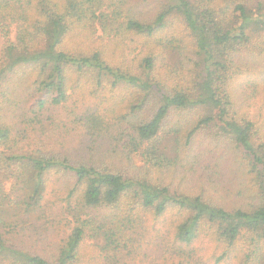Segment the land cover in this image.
Masks as SVG:
<instances>
[{"label":"trees","instance_id":"trees-1","mask_svg":"<svg viewBox=\"0 0 264 264\" xmlns=\"http://www.w3.org/2000/svg\"><path fill=\"white\" fill-rule=\"evenodd\" d=\"M131 1L0 0V264H81L87 240L96 264H144L151 247L162 264H207L216 252L206 239L226 247L212 264H264V133L231 87L250 56L264 55V0H155L144 14ZM175 22L183 37L170 34ZM75 36L90 47L69 44ZM138 41L137 59L109 63L110 48L125 55ZM170 51L184 71L172 85L158 71ZM119 87L133 97L110 117L99 90ZM184 113L195 120L172 123ZM204 130L246 167L252 192L241 207L82 155L136 156L162 172L189 154L209 170L195 151ZM173 210L180 219L164 227Z\"/></svg>","mask_w":264,"mask_h":264},{"label":"rangeland","instance_id":"rangeland-1","mask_svg":"<svg viewBox=\"0 0 264 264\" xmlns=\"http://www.w3.org/2000/svg\"><path fill=\"white\" fill-rule=\"evenodd\" d=\"M154 1L155 0H134L131 1V3L132 5L138 3L140 5V10L136 8L137 11L144 14L154 13L156 10V8H153ZM171 33H175L178 37H183L185 35L183 26L178 22L173 24L170 34ZM190 40L189 38V42ZM76 42L77 46H89V41H86L82 36H75L69 39V44L73 45ZM135 45L139 50L132 54L131 52ZM114 48L115 47L110 48L111 50L107 55L109 63L116 66L118 63H122L126 60L129 62V55H131L130 59H137L136 56L140 54L143 44L139 41L136 42L128 51V54L125 55L121 50ZM158 61V71L159 73H165L167 75L168 85H172L177 81L176 76L174 81L172 80V76L177 73H184V71L181 70L177 55L173 51H170L166 57L163 56V60L161 56H159ZM83 85L85 90V84ZM231 87L237 103L236 106L241 116L251 118L256 123L257 128L261 129L264 133V55L262 53L248 58L246 65L242 67L241 73L235 77ZM100 97H102L101 101H99L102 106L101 111H105L107 108L105 113L113 117L117 114L127 113V109L124 108L128 105L129 101H131L133 91L128 87H119L110 92H102L99 90L98 100ZM91 99L97 100V97L93 96ZM148 110L153 111L152 105L148 107ZM182 115L183 117H181ZM182 115L175 116L174 119H172V123H176L180 120L184 121L185 124L192 123L196 118L193 113H184ZM215 134L216 130H204L200 133L195 142V151L201 152L203 160L212 164L209 169L211 171L210 173L205 167H201L196 163L186 162L187 159H189V154H186L188 158L180 162L176 166L177 168L162 172L157 170L147 172L146 169L142 168L144 164L136 156L133 162H127L124 160L122 161L118 156L108 154L105 150L82 153V155L91 163H96L97 165H113L122 171L129 170L130 173H134L138 176L147 174L152 180L160 179L166 184L173 185L172 188L174 190L185 194L197 195L201 190L206 189L205 194L207 196L213 197V200L217 201L225 208L232 210L250 201L252 191L249 181H247V176H245L246 167L241 161V157L238 156L237 150L234 149L230 143L219 142ZM179 219L180 216L173 210L167 213L162 218V221H164V227H170ZM94 243L96 242L93 240L84 242L81 256L83 263L81 264H96L95 257L98 256V253ZM202 243L214 244V246L210 248L213 250L210 251V253L216 252L215 254H206L205 263L207 264H212L215 258L221 255L226 249L224 245L214 243L211 239L203 240ZM245 245H247V243L244 242H240L237 245V255H240V257L242 253H245ZM154 248H143L141 251L142 258L145 260L144 264H162L163 261L160 253Z\"/></svg>","mask_w":264,"mask_h":264}]
</instances>
